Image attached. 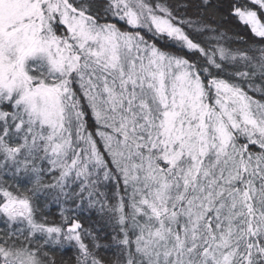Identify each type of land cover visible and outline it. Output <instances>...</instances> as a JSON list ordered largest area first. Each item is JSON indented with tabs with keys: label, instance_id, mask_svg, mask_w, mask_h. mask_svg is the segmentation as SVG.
Masks as SVG:
<instances>
[{
	"label": "snow or ice",
	"instance_id": "obj_1",
	"mask_svg": "<svg viewBox=\"0 0 264 264\" xmlns=\"http://www.w3.org/2000/svg\"><path fill=\"white\" fill-rule=\"evenodd\" d=\"M0 264H264V0H0Z\"/></svg>",
	"mask_w": 264,
	"mask_h": 264
}]
</instances>
